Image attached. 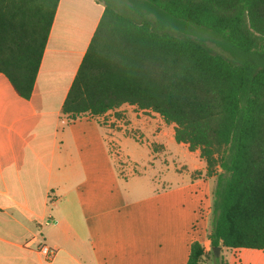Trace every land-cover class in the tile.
Returning a JSON list of instances; mask_svg holds the SVG:
<instances>
[{
    "label": "trees",
    "instance_id": "obj_1",
    "mask_svg": "<svg viewBox=\"0 0 264 264\" xmlns=\"http://www.w3.org/2000/svg\"><path fill=\"white\" fill-rule=\"evenodd\" d=\"M105 10L63 104L69 119L124 104L175 125L216 178L211 249H264V0H100ZM60 0H0V73L33 93ZM183 27L209 32L227 56Z\"/></svg>",
    "mask_w": 264,
    "mask_h": 264
},
{
    "label": "crops",
    "instance_id": "obj_2",
    "mask_svg": "<svg viewBox=\"0 0 264 264\" xmlns=\"http://www.w3.org/2000/svg\"><path fill=\"white\" fill-rule=\"evenodd\" d=\"M104 10L100 0H60L29 99L0 73V264H187L194 240L211 249L207 223L193 234L211 194L197 175L206 171L198 151L178 143L189 180L137 199L113 160L130 128L150 133L154 121L165 151L174 124L129 104L101 116L63 114ZM42 245L54 255H42ZM230 252L229 264H264V249Z\"/></svg>",
    "mask_w": 264,
    "mask_h": 264
},
{
    "label": "rangeland",
    "instance_id": "obj_3",
    "mask_svg": "<svg viewBox=\"0 0 264 264\" xmlns=\"http://www.w3.org/2000/svg\"><path fill=\"white\" fill-rule=\"evenodd\" d=\"M183 30L192 36L204 40L215 50L227 56L235 57L236 55L235 52L227 50L223 46L222 41L209 32L198 30L194 27H183ZM144 115L152 118L151 113H144ZM163 124L166 125L165 122ZM150 126V133L145 132L138 126L130 128L127 131L128 136H124L120 141L121 147L112 146L114 163L124 171V176L122 177L124 189L134 199L153 192L167 190L189 180L187 171L190 168V161L186 157L185 149L174 141L164 151V148L158 144L161 142L156 137V134L152 132L157 129L156 123L151 120ZM166 130L168 134L171 133L169 128L167 129L166 127ZM197 175L200 178L209 180L211 194L209 196L210 205L205 200L199 205L193 234L198 235L202 232L203 224L207 223L206 231L209 238V232L212 230L214 223L213 204L217 182L216 178L208 176L206 171L198 172ZM195 241L198 240L193 242ZM230 255V250L224 249L221 255L219 252L218 256H220L221 261L229 264ZM204 264H215V261L210 259Z\"/></svg>",
    "mask_w": 264,
    "mask_h": 264
},
{
    "label": "built area",
    "instance_id": "obj_4",
    "mask_svg": "<svg viewBox=\"0 0 264 264\" xmlns=\"http://www.w3.org/2000/svg\"><path fill=\"white\" fill-rule=\"evenodd\" d=\"M40 253L42 254V255H44V256H46V257H50V256H52V255H54V250L53 249H51L49 246H47V245H42L41 247H40Z\"/></svg>",
    "mask_w": 264,
    "mask_h": 264
},
{
    "label": "water",
    "instance_id": "obj_5",
    "mask_svg": "<svg viewBox=\"0 0 264 264\" xmlns=\"http://www.w3.org/2000/svg\"><path fill=\"white\" fill-rule=\"evenodd\" d=\"M216 255H219V252L221 250V247L213 248Z\"/></svg>",
    "mask_w": 264,
    "mask_h": 264
}]
</instances>
